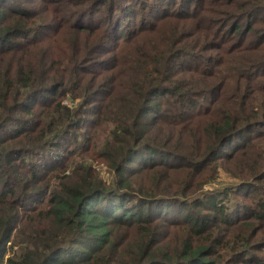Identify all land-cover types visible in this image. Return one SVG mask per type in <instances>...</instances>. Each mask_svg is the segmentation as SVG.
Masks as SVG:
<instances>
[{
	"label": "trees",
	"instance_id": "obj_1",
	"mask_svg": "<svg viewBox=\"0 0 264 264\" xmlns=\"http://www.w3.org/2000/svg\"><path fill=\"white\" fill-rule=\"evenodd\" d=\"M191 1L0 0V264H264V0Z\"/></svg>",
	"mask_w": 264,
	"mask_h": 264
},
{
	"label": "rangeland",
	"instance_id": "obj_2",
	"mask_svg": "<svg viewBox=\"0 0 264 264\" xmlns=\"http://www.w3.org/2000/svg\"><path fill=\"white\" fill-rule=\"evenodd\" d=\"M193 1V0H192ZM192 1H191V3H192ZM207 52H204V54H206ZM226 56V55H225ZM200 65L203 63V61H201V59H198V61H197ZM202 106H204L203 104L200 106V110L202 111L203 110V108H202ZM211 111L212 110H210L209 109V111L207 112V113H205V114H199L198 116H194L193 118V120H192V122H191V125L192 126H199L200 124H201V122L205 119V118H207V116L211 113ZM254 131H255V129H254ZM253 131V132H254ZM104 168H105V166H104ZM104 168L101 170L102 172V174L103 175H106V172L104 171ZM232 177H226V175L223 173V172H221V175H220V177H219V179L216 181V183L218 184V185H215V187L216 186H220L221 184H227V183H232L231 181H232Z\"/></svg>",
	"mask_w": 264,
	"mask_h": 264
}]
</instances>
